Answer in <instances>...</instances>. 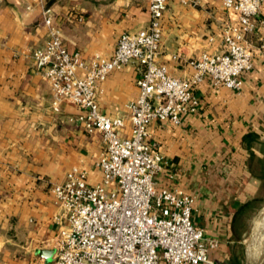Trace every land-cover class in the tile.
<instances>
[{
  "label": "crops",
  "instance_id": "obj_1",
  "mask_svg": "<svg viewBox=\"0 0 264 264\" xmlns=\"http://www.w3.org/2000/svg\"><path fill=\"white\" fill-rule=\"evenodd\" d=\"M196 1L167 0L158 60L178 78L195 73L191 62L203 52L221 48L226 24H239L224 0ZM46 10L68 49L85 60L112 57L123 33L151 22L150 0H0V264H28L56 251L62 208L52 189L69 171L84 170L91 184L103 178L101 134L87 132L75 104L64 101L54 110L51 84L33 59V50L50 39ZM263 35L264 6L246 39L255 58L240 76V91L207 77L195 88V112L180 124L149 126V139L165 157L157 190L195 196L193 221L204 230L210 259L222 264H264L252 250L264 210ZM140 73L134 63L112 71L99 84L101 110L128 118Z\"/></svg>",
  "mask_w": 264,
  "mask_h": 264
},
{
  "label": "built area",
  "instance_id": "obj_2",
  "mask_svg": "<svg viewBox=\"0 0 264 264\" xmlns=\"http://www.w3.org/2000/svg\"><path fill=\"white\" fill-rule=\"evenodd\" d=\"M223 3L238 14L239 24L225 25L221 48L193 60L195 73L186 79L171 75L158 60L167 0H150L149 27L123 33L112 57L96 53L90 60L68 49L61 32L52 27L50 10L45 11L50 39L32 56L51 84L54 110L60 111L64 101L75 104L87 132L100 133L106 150L97 163L103 172L100 183L91 184L87 173L75 167L54 185L62 208L56 252L51 260L28 264H222L210 259L204 230L193 221L195 196L157 190L155 175L165 157L149 139V126L155 120L180 124L195 112L200 105L195 88L207 77L217 87L243 88L240 76L253 68L255 58L246 39L256 31L264 0ZM260 48L264 52V35ZM133 63L141 73L129 117L105 113L99 105V84L112 71Z\"/></svg>",
  "mask_w": 264,
  "mask_h": 264
},
{
  "label": "rangeland",
  "instance_id": "obj_3",
  "mask_svg": "<svg viewBox=\"0 0 264 264\" xmlns=\"http://www.w3.org/2000/svg\"><path fill=\"white\" fill-rule=\"evenodd\" d=\"M264 210L262 209L261 210V212L259 213V216L257 217V219H256V222L258 223V221L260 220V219H262L263 217H264V212H263ZM257 223H256V232L259 234V230H258V226H257ZM256 242H255V238H254V241H253V248H254V246H256V252H257V254L256 255H260L261 254V256L263 255L264 256V242H262V241H259V242H257L256 244H255ZM261 256H259V257H261Z\"/></svg>",
  "mask_w": 264,
  "mask_h": 264
},
{
  "label": "bare ground",
  "instance_id": "obj_4",
  "mask_svg": "<svg viewBox=\"0 0 264 264\" xmlns=\"http://www.w3.org/2000/svg\"><path fill=\"white\" fill-rule=\"evenodd\" d=\"M257 226H258L259 234L257 232L255 233V242L256 243L259 241L264 242V217L258 221ZM252 250L256 252V246H254V249Z\"/></svg>",
  "mask_w": 264,
  "mask_h": 264
},
{
  "label": "water",
  "instance_id": "obj_5",
  "mask_svg": "<svg viewBox=\"0 0 264 264\" xmlns=\"http://www.w3.org/2000/svg\"><path fill=\"white\" fill-rule=\"evenodd\" d=\"M56 251H47V252H45V255H46V259L47 260H51L52 259V254H54Z\"/></svg>",
  "mask_w": 264,
  "mask_h": 264
}]
</instances>
